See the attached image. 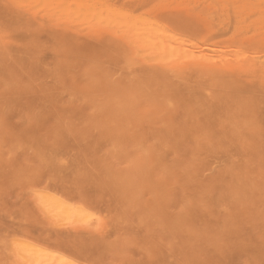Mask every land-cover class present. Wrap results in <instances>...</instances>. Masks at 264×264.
I'll list each match as a JSON object with an SVG mask.
<instances>
[{"label": "rangeland", "instance_id": "obj_1", "mask_svg": "<svg viewBox=\"0 0 264 264\" xmlns=\"http://www.w3.org/2000/svg\"><path fill=\"white\" fill-rule=\"evenodd\" d=\"M64 1L0 0V264H264V0Z\"/></svg>", "mask_w": 264, "mask_h": 264}, {"label": "bare ground", "instance_id": "obj_2", "mask_svg": "<svg viewBox=\"0 0 264 264\" xmlns=\"http://www.w3.org/2000/svg\"><path fill=\"white\" fill-rule=\"evenodd\" d=\"M16 1H17V0H16ZM28 1H29V2L32 1V3H31L32 6H30V7L33 8V3H36L37 1H38L37 3H39L40 0H37V1L34 0V2H33V0H31V1L28 0ZM28 1L26 0L27 3H28ZM35 1H36V2H35ZM41 1H43V0H41ZM47 1H48V0H46V2H47ZM51 1L54 3V5L51 6V5H52V4H51L52 2H49V4H50L51 7H50V6H48V7L52 8V9H51V12H53V14H52V13H51V14H52V16H53L55 12L57 13V11H56L57 9H55V7H54L55 4L57 5V2H60V1L63 2L64 0H51ZM66 1H68V0H66ZM74 1H75L74 4L76 3V1H78L76 4H78V3L80 4V3L84 2L85 0H82V2H81V0H80V2H79V0H74ZM88 1H89V0H88ZM95 1H96V0H95ZM95 1H94V2H95ZM98 1H99V3H100V0H98ZM14 2H15V1H14ZM20 2H21V1H20ZM71 2H73V1L71 0ZM90 2H91V0L88 2V7L92 5V2H91V5L89 4ZM37 3H36V4H37ZM47 3H48V2H47ZM68 3H70V2H68ZM68 3H66V2L64 1V4H67V5H66L67 8H69V7L72 5V3H70V6L68 7ZM84 3H86V2H84ZM84 3H83V4H84ZM95 3H98V2L96 1ZM95 3H94V4H95ZM107 3H108V2H107ZM18 4H19V3H18ZM43 4H44V2L42 3V5H40V6H42V8L39 7V4H38L37 6H38L39 8L37 7V9H38V10L43 9V6L45 5V4H44V5H43ZM74 4H73V5H74ZM76 4H75V5H76ZM86 4H87V3H86ZM86 4H85V5H86ZM94 4H93V6H94ZM103 4H104V0H103L102 5H103ZM58 5H59V8H60V6L62 5V3H61V5H60V4H58ZM75 5H74L75 8H76V6H77L76 11H77V15H78V14H79L78 11H80V10L82 9L83 6H81V7L79 8V10H77V9H78V5H76V6H75ZM80 5H82V4H80ZM95 5H96V4H95ZM98 5L101 6L100 4H98ZM104 5H105V4H104ZM104 5H103V6H104ZM106 5H107V4H106ZM106 5H105V6H106ZM108 5H109V4H108ZM108 5H107V6H108ZM26 6H28V5H26ZM26 6H25V7H26ZM46 6H47V4H46ZM63 6H64V5H63ZM66 6L64 7V8H65V11H66ZM105 6H104V7H105ZM107 6H106V7H107ZM35 7H36V5H35ZM72 7H73V6H72ZM84 7H85V6H84ZM84 7H83V8H84ZM88 7L86 6L87 9L90 8V7H89V8H88ZM109 7H110V6H109ZM59 8H58V9H59ZM75 8H71L70 10L75 9ZM99 8H100V7H97L96 9H99ZM101 8H102V7H101ZM101 8H100L101 11L106 9V8H105V9H101ZM112 8H114V10H115V7H112ZM112 8H111V9H112ZM45 9H48V11H49V8H45ZM45 9H44V10H45ZM53 9H55V10H53ZM61 9H62V8H61ZM92 9H93V7H92ZM92 9H91V12H92ZM107 9H109V8H107ZM116 9H117V11H118L119 8L117 7ZM34 10H35V9H34ZM38 10H37V12H38ZM67 10H69V9H67ZM85 10H86V9H85ZM93 10H95V8H94ZM121 10H122V9H121ZM10 11H11V10H10ZM48 11H46V14H47ZM62 11H64V9H63ZM65 11H64V15H65L67 18H66V17H64V18H66V20H67V19H68V20L71 19V17L68 18V16H71V14H72L71 11L68 12L69 15H66L67 11H66V12H65ZM72 11H73V10H72ZM74 11H75V10H74ZM74 11H73V12H74ZM89 11H90V10H89ZM43 12H44V11H43ZM49 12H50V11H49ZM87 12H88V10H87ZM87 12H84V13L87 14ZM107 12H108V10H106V13H105V11H104V14H108ZM112 12H113V11H112ZM122 12H124V14L126 13V12L123 11V10H122ZM40 13L42 14L41 11H40ZM59 13H60L59 15H61L62 12H59ZM68 13H67V14H68ZM74 13H75V12H74ZM80 13H81V12H80ZM109 13H110V12H109ZM115 13H116V10H115V12H114V16L118 17V15L115 14ZM117 13H118V12H117ZM38 14H39V13H38ZM44 14H45V13H44ZM82 14H83V13H82ZM91 14H92V13H91ZM91 14H90V16H91ZM97 14H99V18H100L99 20H102V21H103V18H104V17L102 16L101 12H100V11H99V13L96 12V15H97ZM124 14H123V15H124ZM47 15H48V14H47ZM77 15L75 14V15H73V16L76 18ZM92 15H93V14H92ZM100 15H101V16H100ZM108 15H110V14H108ZM108 15H105V18H106V16H108ZM112 15H113V14H112ZM237 15H238V14H237ZM62 16H63V15H62ZM78 16H79V15H78ZM87 16H88V14H87ZM93 16H94V15H93ZM124 16L126 17V15H124ZM124 16H123L122 18H121V16H120V18L124 20V19H125ZM128 16H130V15H128ZM238 16H239V15H238ZM80 17H82V16H80ZM83 17H85V15H83ZM101 17H102V19H101ZM130 17H132V16H130ZM130 17H128V18H130ZM52 18L54 19V16H53ZM85 18H86V17H85ZM85 18H84V19H85ZM91 18H92V19H95V18L92 17V16H91ZM110 18L114 20V17H113V16L111 17V15H110ZM118 18H119V17H118ZM128 18L125 19V22H122V20H121V22H122V23H126V20H128ZM20 19H21V18H20ZM88 19H89V17H88ZM88 19H87V20H88ZM97 19H98V18H96V21H97ZM135 19H136V18H135ZM135 19H133L134 22L137 20V19H136V20H135ZM143 19H145V18H143ZM238 19H239V17H238ZM45 20H46V19H45ZM71 20H72V19H71ZM105 20H106V19H105ZM107 20H108L107 22H109L110 19L107 18ZM115 20H116V19H115ZM239 20H240V19H239ZM239 20H238V22H239ZM43 21H44V20H43ZM47 21H48V20H46V23H48ZM102 21H99V22H102ZM117 21L119 22V20H117ZM128 21H129V20H128ZM11 22H12V21H11ZM44 22H45V21H44ZM99 22H98V23L96 22V23L100 25ZM103 22H104V21H103ZM103 22H102V24H103ZM107 22H106V24H107ZM112 22H113V21H112ZM121 22H119V23H121ZM130 22H131V21H130ZM137 22H138V21H137ZM137 22H136V23H137ZM149 22H150L149 25H151L152 22H151V21H149ZM149 22H148V23H149ZM238 22H237V23H238ZM81 23L83 24V22H80V24H81ZM84 23H86V21H84ZM109 23H110V22H109ZM119 23H118L119 27H118V26L115 27V26L112 25L113 28H119V29H120V27H122L121 25H123V24H122V23L119 24ZM143 23H144V20H143ZM10 24H11V23H10ZM77 24H78V23H77ZM89 24H90V23H89ZM93 24H94V23H93ZM112 24H116L115 21H114V23H112ZM127 24H128V23H126V26H125V28H126L125 30H126V31L129 30V29H127V28H131V27H128ZM130 24H131V23H130ZM130 24H129V25H130ZM238 24H239V23H238ZM85 25H88V24L86 23ZM110 25H111V24H110ZM124 25H125V24H124ZM134 25H135V24H134ZM134 25H132V26L134 27ZM147 25H148V24H147ZM149 25H148V28H151V27H149ZM158 25H159V24H157V29H156L155 25H153L154 27L152 26V29H153L154 31H155V30L158 31V33H159V31H160L159 34H162L163 32L166 31V29H165V30H162V29H161V28H164L163 26H162L161 28H159ZM162 25H163V24H162ZM11 26H12V24H11ZM106 26H108V25H106ZM75 27H76V26H75ZM95 27H98V26H95ZM108 27H109V26H108ZM110 27H111V26H110ZM123 27H124V26H123ZM133 27H132V28H133ZM6 28H7V27H6ZM8 28H9V27H8ZM76 28H77V27H76ZM139 28H140V27H139ZM148 28H147V29H148ZM154 28H155V29H154ZM158 28H159V29H158ZM119 29H116V30L118 31ZM136 29H137V30H136ZM136 29H133V30H134V31L136 30V31L138 32V31L141 30L142 28L138 29V27H137ZM152 29H151V30H152ZM9 30H10V29H9ZM131 30H132V29H131ZM149 30H150V29H148V32H146L147 30L145 31L146 34H149ZM83 31H84V30H83ZM117 31H116V32H117ZM119 31H120V30H119ZM122 31H123V30H122ZM122 31H120V32H122ZM126 31H125V34H127ZM154 31H153V33H154ZM161 31H162V33H161ZM150 32H152V31H150ZM169 32L171 33V31H169ZM169 32H166V33H168V35L170 36V33H169ZM15 33L17 34V32H15ZM20 33H21V32H20ZM117 33L119 34V32H117ZM134 33H136V32H134ZM139 33H140V31H139ZM139 33H136V34H139ZM153 33H152V34H153ZM158 33L156 32V34H158ZM13 34H14V33H13ZM123 34H124V31H123ZM141 34H142V33H141ZM150 34H151V33H150ZM163 34H164V33H163ZM17 35H18V34H17ZM11 36H12V35H11ZM14 36H15V35H14ZM16 37H17V36H16ZM24 37H25V36H24ZM11 38H12V37H11ZM168 40H169V39H168ZM193 44H194V43H193ZM193 44H192V45H193ZM201 45H202V44H201ZM202 46H203V45H202ZM183 49H184V48H183ZM186 50H187V49H186ZM151 51H153V50H151ZM162 51H163V50H162ZM162 51H160V52L162 53ZM167 51H168V50H167ZM173 51H177V49H175V50H173ZM178 51H179V53H181L183 50H181V52H180V50H178ZM178 51H177V53H178ZM184 51H185V50H184ZM184 51H183V52H184ZM154 52H155V51H153V52H151V53L154 54ZM160 52H158V53H160ZM187 52H189V51L187 50ZM187 52H186V54H187ZM191 52H192V50H191ZM164 53H166V51H165ZM168 53L170 54V53H172V52L169 51ZM173 53H175V52H173ZM177 53H176V54H177ZM179 53H178V55H179ZM184 53H185V52H184ZM184 53H183V54H184ZM136 54H137V52H136ZM146 54H147V53H146ZM148 54H149V50H148ZM156 54H157V53H155V55H156ZM186 54H185V55H186ZM165 55H167V54H165ZM165 55H164V56H165ZM170 55H171V54H170ZM170 55H167V56H166V57H168L167 59H169ZM178 55H176V56L173 55V56H175V57H173V56L171 55V57H172L173 60H174V58L178 57ZM203 55L205 56V54H203ZM179 56H180V55H179ZM194 56H196V57H194ZM199 56H202V54H200ZM160 57H163V56H160ZM171 57H170V58H171ZM206 57H207V56H206ZM206 57H203V56H202L203 59L206 58ZM208 57H209V55H208ZM208 57H207V58H208ZM172 58H171V61H172ZM195 58H196V59H195ZM197 58H199V57H198V54H197V55H196V54L193 55V59H195V60H200V59H201V57H200V59H197ZM243 58H244V57H243ZM176 59H177V58H176ZM203 59H202V60H203ZM217 59H218V58H217ZM169 60H170V59H169ZM169 60H168V61H169ZM204 60H205V59H204ZM207 60H208V61H213L214 58L212 57V59H210V57H209V59H207ZM207 60H206V61H207ZM243 60H244V59H243ZM217 61L220 63L221 60H217ZM239 61H240V60H239ZM245 61L247 62V60H245ZM242 62H243V61H242ZM254 63H255V62H254ZM220 64H221V63H220ZM226 68H227V67H226ZM226 68H225V69H226ZM255 69H256V68H255ZM54 74H55V72H54ZM69 90H70V88H69ZM190 91H191V90H190ZM239 91H240V89H239ZM69 92H70V91H69ZM175 92H176V91H175ZM180 95H181V94H180ZM71 100H73V99H71ZM225 101H226V100H225ZM238 101H239V100H238ZM196 103H197V102H196ZM199 103H200V102H199ZM223 103H224V102H223ZM223 106H224V105H223ZM181 108H183V107H181ZM224 108H225V107H224ZM201 110H202V108H201ZM226 110H227V109H226ZM230 110H231V109H230ZM225 115H226V114H225ZM213 116H214V115H213ZM205 117H206V116H205ZM219 119H220V118H219ZM220 122H221V121H220ZM212 123H213V122H212ZM221 125H222V124H221ZM32 130H33V129H32ZM215 133H216V131H215ZM212 137H213V136H212ZM207 138H208V137H207ZM208 141H209V140H208ZM248 142H249V141H248ZM152 144H153V143H152ZM208 147H209V146H208ZM216 148H217V147H216ZM232 148H233V147H232ZM219 152H220V151H219ZM219 152H218V153H219ZM207 153H208V152H207ZM239 154H240V153H239ZM242 155H243V154H242ZM243 156H245V155H243ZM216 157H217V156H216ZM216 157H215V158H216ZM252 157H253V155H252ZM206 158H207V157H206ZM217 165H218V164H217ZM214 173H215V172H214ZM231 175H233V174H231ZM256 178H257V177H256ZM238 180H239V179H238ZM231 183H233V182H231ZM237 187H238V186H237ZM189 190H190V189H189ZM242 190H243V189H242ZM243 191H244V190H243ZM195 194H196V192H195ZM160 198H161V197H160ZM227 198H228V197H227ZM237 198H238V197H237ZM238 199H239V198H238ZM245 200H246V199H245ZM252 203H254V202H252ZM242 207H243V206H242ZM263 211H264V210H263ZM45 261H47V260H45ZM43 262H44V260H43ZM43 262H40V263L42 264ZM44 264H45V263H44Z\"/></svg>", "mask_w": 264, "mask_h": 264}, {"label": "snow or ice", "instance_id": "obj_3", "mask_svg": "<svg viewBox=\"0 0 264 264\" xmlns=\"http://www.w3.org/2000/svg\"><path fill=\"white\" fill-rule=\"evenodd\" d=\"M35 198L38 200V202H40V203L43 202V196L41 194L37 193Z\"/></svg>", "mask_w": 264, "mask_h": 264}]
</instances>
